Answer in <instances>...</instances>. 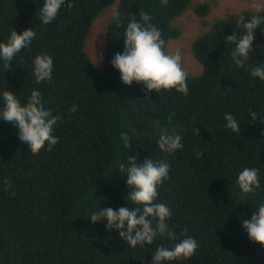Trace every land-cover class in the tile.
Instances as JSON below:
<instances>
[{
	"label": "trees",
	"instance_id": "trees-1",
	"mask_svg": "<svg viewBox=\"0 0 264 264\" xmlns=\"http://www.w3.org/2000/svg\"><path fill=\"white\" fill-rule=\"evenodd\" d=\"M43 2L0 0V43L8 41L12 30L22 34L32 28L37 33L11 68L0 59V107L4 91L26 103L35 89L45 108L61 117L54 129L58 145L38 155L19 139L12 123L0 119V264H152L157 246L171 248L177 241L158 236L151 246L132 248L117 230L107 229V221L93 224L90 219L99 209L135 207L127 201L132 189L119 170L129 157L138 163H169L170 179L158 189L156 202L172 209L169 230L179 239L186 230L199 245L190 259L164 264H264V245L251 241L243 227L264 202V81L249 71L264 63V24L254 31L245 68L235 65V45L225 40L242 34L236 23L240 16L247 20L264 16V11H242L204 23L189 52L180 53L190 54L195 62L192 72L185 70V96L174 89L149 94L135 82L129 87L111 62L124 52V29L133 16L140 20V12L152 17L165 50L175 53L168 49L181 37L175 21L193 0H168L167 5L161 0H68L72 9L65 5L48 25L38 15ZM116 3L124 26L112 17L104 60L94 63L86 51L89 31L99 14ZM211 9L202 2L193 7L201 19ZM41 54L52 57L54 68L50 81L37 84L33 61ZM74 104L77 111L71 113ZM250 109L257 113L255 121ZM226 113L240 124L239 133L226 128ZM154 120L175 129L182 137L181 150L166 154L158 148ZM121 133L132 138L130 150ZM197 149L203 153L199 159ZM245 167L260 172L261 187L254 195L245 196L238 186Z\"/></svg>",
	"mask_w": 264,
	"mask_h": 264
},
{
	"label": "clouds",
	"instance_id": "clouds-1",
	"mask_svg": "<svg viewBox=\"0 0 264 264\" xmlns=\"http://www.w3.org/2000/svg\"><path fill=\"white\" fill-rule=\"evenodd\" d=\"M161 2L167 5L168 0ZM65 5L69 11L73 7L68 0H44L38 13L41 22L45 25L51 24ZM251 6L257 13L264 10L259 2H254ZM139 17V21L133 16L127 23L124 29L125 50L123 53L115 54L111 62L113 68L119 71L122 82L129 87L135 82L143 84L149 94L153 90L160 93L162 90L174 89L187 96L188 73L183 67L180 52L169 53L165 50L166 41L161 30L151 23L152 17L149 14L140 12ZM114 19L118 26H124L118 12L114 13ZM236 23L242 29V34L238 36L234 33L225 40L226 43L235 45L231 53L235 65L245 68L253 49L254 31L264 24V16L255 14L247 20L240 16ZM36 35L32 28L23 31L22 34L12 30L8 41L0 43V59L5 62L7 69L11 68L12 61L23 49L31 46ZM33 64V75L37 84L52 79L54 65L50 55H37ZM249 71L251 76L264 81V63L250 66ZM2 98L0 119L12 123L18 129L19 139L28 145L32 154L38 155L45 148L51 152L58 145L59 137L54 134V129L61 121V117L54 116L51 110L45 108L40 91L34 89L26 103H22L11 91H4ZM76 111L77 106L74 104L70 112ZM249 111L252 120L255 121L257 113L252 109ZM171 119L169 116L168 120ZM224 119L227 129L235 133L241 131L240 124L230 113H226ZM261 122L264 123V114ZM153 127L159 137L157 146L162 152L174 154L183 148L182 137L176 134L175 129L170 131L168 127L162 126L159 120L153 121ZM132 132L133 135L136 134L135 129ZM194 132L200 135L197 128ZM121 140L124 147L130 150L132 138L127 133H121ZM195 151L196 157L201 158L203 153L198 149ZM119 170L126 175L127 185L132 189L127 201L135 207L99 209L90 215L92 223L107 221V229L117 230L121 239L132 248L151 246L158 236H166L172 241H177L171 248L157 246L152 264H164L193 257L199 248L197 240L189 236L186 230L182 234L183 239H179L174 231H170L168 221L172 217V209L165 203L156 202L159 196L158 189L170 179L169 163L154 159H145L138 163L137 158L129 157L127 164L119 165ZM5 183L10 186L9 181ZM238 186L245 196L254 195L255 190L261 187L259 170L254 167L243 168L238 175ZM255 208L258 209V213L253 214L250 220H244L243 227L251 241L264 245V202Z\"/></svg>",
	"mask_w": 264,
	"mask_h": 264
},
{
	"label": "rangeland",
	"instance_id": "rangeland-1",
	"mask_svg": "<svg viewBox=\"0 0 264 264\" xmlns=\"http://www.w3.org/2000/svg\"><path fill=\"white\" fill-rule=\"evenodd\" d=\"M202 2L211 5L210 13L200 18L194 14L195 3ZM259 2L264 8V0H193L190 9L175 21V25L181 30L179 41L171 43L168 49L173 52L188 53L189 46L196 33H200L205 22H213L223 17L235 16L242 11L257 13L251 6ZM117 4L108 6L93 22L86 41V51L90 54L94 63L99 64L104 60L106 52V30L107 26L117 10ZM264 11V10H262ZM183 67L192 72L194 60L190 54L182 57Z\"/></svg>",
	"mask_w": 264,
	"mask_h": 264
}]
</instances>
